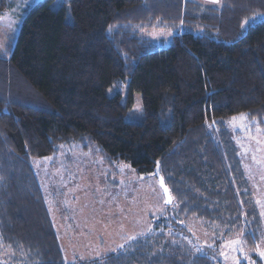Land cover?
<instances>
[{"label": "trees", "instance_id": "16d2710c", "mask_svg": "<svg viewBox=\"0 0 264 264\" xmlns=\"http://www.w3.org/2000/svg\"><path fill=\"white\" fill-rule=\"evenodd\" d=\"M150 29L172 35L157 42ZM17 30L0 51V264H224L182 222L241 229L242 204L259 227L254 202L239 201L247 182L228 123L247 114L264 136V0H41ZM124 83V100L108 95ZM135 93L139 122L125 118ZM71 145L139 175L159 165L173 200L147 234L65 258L33 162ZM244 242L255 247L245 230Z\"/></svg>", "mask_w": 264, "mask_h": 264}, {"label": "rangeland", "instance_id": "374dc122", "mask_svg": "<svg viewBox=\"0 0 264 264\" xmlns=\"http://www.w3.org/2000/svg\"><path fill=\"white\" fill-rule=\"evenodd\" d=\"M11 7L0 11V45L6 46L9 37L18 32V25L29 8L41 0H10ZM206 6H219L211 0H194ZM58 3V2H57ZM254 21V19L252 20ZM16 33V34H15ZM170 30L150 29L143 36L166 42ZM119 91L123 100L127 83L111 87L108 95ZM126 120L142 119L140 95L134 94ZM246 178L239 201L250 198L256 207L259 227L250 224L247 209L241 204V229L225 230L216 224L196 217L182 222L203 244L216 246L227 255L224 264H253L250 254L264 250V136L239 116L228 123ZM241 125H244L242 127ZM34 166L43 181L45 195L57 228L65 258L98 257L119 248L122 244L144 236L150 231L151 219L159 216L166 204L155 175H139L125 163L105 161L93 149L83 150L76 145L61 146L48 157L35 159ZM172 204V203H171ZM244 230L255 242L253 249L244 242ZM188 243H193L183 236ZM240 243L229 247V243ZM242 250V251H241ZM259 256V255H258ZM261 259L264 257L259 256Z\"/></svg>", "mask_w": 264, "mask_h": 264}, {"label": "snow or ice", "instance_id": "6c2138e0", "mask_svg": "<svg viewBox=\"0 0 264 264\" xmlns=\"http://www.w3.org/2000/svg\"><path fill=\"white\" fill-rule=\"evenodd\" d=\"M212 3H217L218 0H211ZM255 19V17H252V18H249L248 20H246L244 22V24L242 25V27H246L248 24H250L252 22V20ZM169 35H171V33H169ZM0 51H4L6 52L7 49L3 46V45H0ZM237 119V117H232V120L235 121ZM239 119L240 120H246L247 119V114H244V113H241L240 116H239ZM242 127H244V125H241ZM159 166V165H158ZM161 187L164 189V192L167 196V200H166V203H171L173 198L169 192V189L164 185V182H163V178H161ZM240 241L239 240H234V241H231L229 243V247H233L234 245H237L239 244ZM233 250H235V248L233 247ZM242 251V250H241ZM257 252H258V255L261 256V257H264V250H260L259 247L257 248ZM221 255H224L225 256V259H227V255L225 253H221ZM237 264H239V262L237 261Z\"/></svg>", "mask_w": 264, "mask_h": 264}, {"label": "water", "instance_id": "95a60500", "mask_svg": "<svg viewBox=\"0 0 264 264\" xmlns=\"http://www.w3.org/2000/svg\"><path fill=\"white\" fill-rule=\"evenodd\" d=\"M154 174H155V176H156V178H157V181H158V184H159V186H160V188H161V190H162V194H163V197H164V200H165V204H166V205H170L172 202H171V203H166L167 196H166V194H165V192H164V189L161 187V178H163V176L161 175V172H160V169H159L158 164H157L156 167H155ZM163 182H164V185L168 188V186L166 185L164 179H163ZM168 189H169V188H168ZM169 192H170V191H169Z\"/></svg>", "mask_w": 264, "mask_h": 264}]
</instances>
